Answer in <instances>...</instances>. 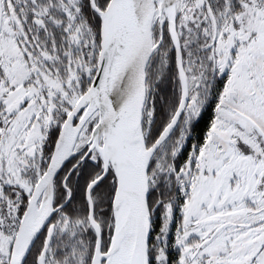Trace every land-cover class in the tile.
I'll return each mask as SVG.
<instances>
[{
	"label": "snow or ice",
	"instance_id": "1",
	"mask_svg": "<svg viewBox=\"0 0 264 264\" xmlns=\"http://www.w3.org/2000/svg\"><path fill=\"white\" fill-rule=\"evenodd\" d=\"M0 264H264V0H0Z\"/></svg>",
	"mask_w": 264,
	"mask_h": 264
}]
</instances>
